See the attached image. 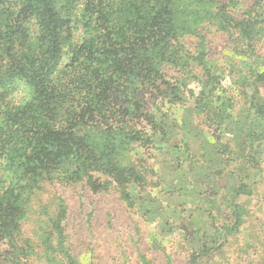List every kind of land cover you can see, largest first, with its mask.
Segmentation results:
<instances>
[{"label":"trees","instance_id":"16d2710c","mask_svg":"<svg viewBox=\"0 0 264 264\" xmlns=\"http://www.w3.org/2000/svg\"><path fill=\"white\" fill-rule=\"evenodd\" d=\"M230 1L0 0V167L19 178L0 194V264H84L82 258L89 259L82 249L71 252L63 201L42 222L46 228L38 246L23 238V193L35 190V195L43 182L112 191L129 210L137 208L141 174L122 163L117 150L123 143L149 142L144 128L157 126L149 92L165 84L164 67L176 66L179 52L196 62L187 70L201 71L194 109L208 127L232 135L228 127L235 124L229 122L235 107L220 91L217 67L205 47L188 49L191 40L203 45V28L228 34L240 75L251 73L241 78L244 110L238 112L258 129L243 142L233 137L224 144L222 158L237 167L254 162L255 145L264 139V60L257 52L264 36V0H245L237 15L228 10ZM246 187L239 180L236 192ZM181 221L179 215L178 227ZM91 224L83 220L74 235L85 247L94 239ZM196 236L207 238L202 229L191 234L192 242ZM137 257L140 264H151L146 255ZM203 259L208 257L201 244L185 264H205Z\"/></svg>","mask_w":264,"mask_h":264},{"label":"rangeland","instance_id":"374dc122","mask_svg":"<svg viewBox=\"0 0 264 264\" xmlns=\"http://www.w3.org/2000/svg\"><path fill=\"white\" fill-rule=\"evenodd\" d=\"M244 1L231 0L228 10L237 15ZM200 34L203 45L191 40L188 49L205 47L208 60L217 67L220 91L235 107L229 120L235 124L228 127L233 136L208 127L194 109L201 71L187 70L196 62L189 63L190 58L179 52L176 66L164 67L165 84L149 92V112L157 122L155 127L144 128L149 142L123 143L117 150V158L141 174L135 191L137 208L129 210L112 191L93 193L81 183L43 182L39 185L42 191L35 195V190L23 193L19 222L23 238L38 246L46 228L42 222L63 201L73 238L71 252L84 250L82 255L89 258H82L84 264H140L138 253L146 255L151 264H185L190 251L197 252L201 244L207 250L205 264H264V139L255 145L252 163L237 167L222 158L224 144L234 138L243 142V136L258 129L246 113L238 112L243 109L240 81L251 73L240 75L228 34L213 27L203 28ZM257 52L264 60V36ZM15 97L20 99L21 94ZM239 180L247 187L237 193ZM9 181L18 183L19 178L0 167V194ZM179 215L182 225L178 227ZM83 220L92 222L89 229L94 239H87V247L74 236ZM198 229L207 238L196 236L192 242L190 236ZM2 250L0 246V254Z\"/></svg>","mask_w":264,"mask_h":264}]
</instances>
